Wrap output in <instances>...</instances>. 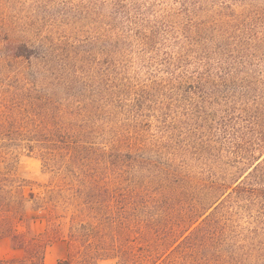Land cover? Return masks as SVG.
<instances>
[{
  "label": "rangeland",
  "instance_id": "1",
  "mask_svg": "<svg viewBox=\"0 0 264 264\" xmlns=\"http://www.w3.org/2000/svg\"><path fill=\"white\" fill-rule=\"evenodd\" d=\"M10 114L44 140H0V230L43 264H264V0H0Z\"/></svg>",
  "mask_w": 264,
  "mask_h": 264
},
{
  "label": "trees",
  "instance_id": "2",
  "mask_svg": "<svg viewBox=\"0 0 264 264\" xmlns=\"http://www.w3.org/2000/svg\"><path fill=\"white\" fill-rule=\"evenodd\" d=\"M13 54L15 56H20V55L27 56L28 52H27L26 45H22V44L17 45L13 49ZM15 88H16V90L20 91L19 86H16ZM25 89H26V87H22V91ZM11 96L12 97H10L6 106H10L11 108H13L16 105H18L19 100H18V96L16 94H14V97H13V95H11ZM15 96H16V98H15ZM40 99H42V98L40 97ZM48 101L50 103H52L53 108L55 109V112H56L54 115L55 118H57V119L58 118L62 119L63 117L66 118L67 119L66 122L70 126L76 125L79 118L82 116V113L80 112L81 109H80L79 105L74 104V102L79 103V101H73L72 102V100L70 101L69 99H59V100L57 99V101L49 99ZM4 120H5V123L7 125L4 123H0V140L9 141V142L25 143L24 147H26L28 149H30V147L34 146V143H36V142H39V141L43 142L44 139L37 138V136H39L38 134H40L44 137L43 133H41L40 130H37V129L32 128V127L31 128L29 127L25 130V129H23V127L16 126L11 114L9 116L5 117ZM26 120H28L29 123H31V120H33V118L27 117ZM22 122H24V120ZM84 125L85 124H83V123H79V126H84ZM259 140H260V142L257 143L258 147H260V148L264 147V136L260 137ZM56 141H59L61 143H65L63 133H60V132L57 133ZM261 156H262V154H261ZM261 156H259V158ZM259 158H257L254 161V163H252V165L250 166V167H252L251 170L244 177V178H249L251 180V182H249L248 185H246V186H242L240 184L243 183L244 179L238 181L237 183L235 181L236 184L233 187L229 186V188L232 187V191H235V190L237 191V189H239V187H241L240 189H242V190H249L250 188H254V185L258 184V182H260L261 185H264V157L260 161H258ZM256 161H258V162L255 163ZM220 197L221 196H218L215 199H213L209 203V205L207 206V209L202 212V216H205L203 219H205L207 216H209V214H206V212L208 210H210V208L216 209L218 207V205L222 203V200H220ZM4 207L5 208L2 207L3 211L12 212L11 210H9L10 206L6 201H5ZM187 229H185V231L179 236V239H177L176 241L180 240L181 237L183 240L185 237L188 236V233H186ZM3 236L10 237L15 245L24 248V256L21 260L22 264H43V249L46 245L45 242L38 243L36 238H34L33 241L30 242V241L24 239L25 237L22 233L18 232L16 229H11L10 226H7V228H5L4 231L0 230V237H3ZM16 262H17V260H2V261H0V264H15ZM59 264H65V263L60 262Z\"/></svg>",
  "mask_w": 264,
  "mask_h": 264
},
{
  "label": "crops",
  "instance_id": "3",
  "mask_svg": "<svg viewBox=\"0 0 264 264\" xmlns=\"http://www.w3.org/2000/svg\"><path fill=\"white\" fill-rule=\"evenodd\" d=\"M34 232L37 231V225L33 224ZM24 254V248L13 243L8 236L0 237V260L19 259Z\"/></svg>",
  "mask_w": 264,
  "mask_h": 264
}]
</instances>
